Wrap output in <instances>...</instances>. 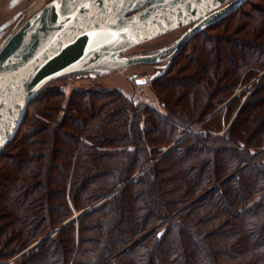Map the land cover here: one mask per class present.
<instances>
[{
	"label": "trees",
	"instance_id": "16d2710c",
	"mask_svg": "<svg viewBox=\"0 0 264 264\" xmlns=\"http://www.w3.org/2000/svg\"><path fill=\"white\" fill-rule=\"evenodd\" d=\"M249 1L243 7L250 11L238 10L242 24L233 35H202L190 61L168 81L154 80L164 113L138 110L119 94L98 103L79 93L68 101L73 115L57 120L42 112L26 128L22 122L0 151V264L138 171L15 264H264V158L242 168L264 151V83L224 133L213 134L227 125L235 100L212 112L240 77L264 68V3ZM58 95L32 101L52 103ZM99 113L97 122L89 121ZM197 124L200 129L145 169L172 144L177 128L187 132Z\"/></svg>",
	"mask_w": 264,
	"mask_h": 264
},
{
	"label": "water",
	"instance_id": "95a60500",
	"mask_svg": "<svg viewBox=\"0 0 264 264\" xmlns=\"http://www.w3.org/2000/svg\"><path fill=\"white\" fill-rule=\"evenodd\" d=\"M246 1L49 0L22 25L16 23L13 34L9 32L0 43V151L16 136L29 102L49 82L75 73L116 71L135 64L155 63L166 54L164 60H169L191 37ZM9 23L0 24V39ZM186 26L191 27L174 44L155 54L120 57L134 46ZM135 82L145 84L146 79L135 78ZM92 208L83 210L75 220Z\"/></svg>",
	"mask_w": 264,
	"mask_h": 264
},
{
	"label": "rangeland",
	"instance_id": "374dc122",
	"mask_svg": "<svg viewBox=\"0 0 264 264\" xmlns=\"http://www.w3.org/2000/svg\"><path fill=\"white\" fill-rule=\"evenodd\" d=\"M22 1V8L21 10L17 9L19 2ZM49 0H15L11 4V0H0V24L10 21L9 26L3 30V36L0 39V43L3 42L4 38L9 32H12L14 30V26L16 23L23 22L27 15L29 16L33 10L36 8L40 7L41 5L47 3ZM249 0H247L248 2ZM251 3L249 4H259L260 0H251L249 1ZM262 3H264V0H261ZM8 4V6H7ZM11 5V6H10ZM8 9H15L14 13H8ZM16 7V8H15ZM241 5L236 11L233 13L229 14H235L233 17H229V20H225L224 17L221 20H224L221 24H219L218 27H216L213 30H204L196 34L195 36L191 37L181 48V50L177 53L180 55L178 56L177 53L171 57L169 60H164L167 58L166 55L161 56L162 61L155 62V63H146V64H135L131 65L129 67H126L124 69H120L121 71L119 72L118 70L116 71H96V72H81V73H75L71 75H67L58 79H55L51 82H49L47 85L42 88L37 95H43L45 93L48 94H59L56 99H51L52 103H38L37 101L33 103V101H30L26 109V115L24 117V127L29 125L30 119L31 118H37L38 115H41V113H46L50 116V114L54 113L56 116L57 120L63 119V117L71 116L73 115V111L70 110L71 104H69L70 99H77L78 94H85L86 98L88 97H93L98 99L97 102L99 103L100 101L103 100V98H106L107 95L113 94L114 95H122L126 97L128 100H130L134 106L137 107L138 110H143L144 108H153L154 110L164 113V110L162 108V100L160 98L164 97V95H158L157 92V85L154 83V80H158V78L163 79L162 82L168 81L171 76L175 73L176 69H178V66L180 63H183L184 65L187 60L190 61L192 56L198 52H192V46L196 45V43H202L204 42V38H202V35H207V36H212V35H220L221 33L224 32L225 35H233L234 32L238 30V25L242 24L240 20L242 19L243 12H241L243 9L250 11V6L247 5L246 7H243ZM239 9H242L241 11H238ZM238 11V12H237ZM8 13V14H7ZM18 15L19 17L15 18V16ZM228 15V16H229ZM23 17V18H22ZM22 18V19H21ZM21 19V20H20ZM252 20L248 22V24L251 23ZM18 23V24H19ZM191 26H186L177 30H174L172 32H169L167 34H164L160 37L154 38L150 41L144 42L140 45L134 46L128 50H126L124 53L120 55V57H132L136 55H149V54H155L159 52L160 50L167 48L174 44V42L179 39L186 31L188 28ZM246 31V27L243 28V30L238 31V37L242 36V33ZM13 33V32H12ZM205 37V36H204ZM237 37V36H236ZM234 41V42H233ZM231 42L235 43V40ZM228 44V43H226ZM192 48V49H191ZM193 54V55H192ZM177 55V56H176ZM166 56V57H165ZM180 59V60H178ZM175 64H173V62ZM176 61V62H175ZM179 61V62H178ZM187 61V62H188ZM144 78L146 79L145 84H136L135 78ZM131 77V78H130ZM128 79V80H127ZM166 79V80H165ZM264 83V68L261 72L257 74H250V77L245 80L242 77H240V80L236 86V89L234 90L233 94L223 103L218 105L217 110H215L214 113H217V111H221L228 107L229 105L233 104L232 101L235 100V104L233 105V112L232 115L227 122L226 126H223L221 130L214 131L213 134L216 135H222L224 131L227 129L229 126L232 118L235 116L240 104L244 101V99L249 96V94L257 87V85ZM36 95V96H37ZM35 96V97H36ZM34 99V98H33ZM97 103V104H98ZM142 112V111H141ZM98 117H95L93 119H89V121L97 122L102 116L101 113ZM47 115V119L50 120H55V118H50ZM84 116L86 113L83 114ZM212 115V114H211ZM144 117V116H143ZM142 117V120H143ZM37 119H40L39 117ZM206 118L205 120H207ZM88 120V119H85ZM46 121V120H45ZM22 125V123H21ZM20 125V126H21ZM201 128V124H197L194 126L192 129L188 130L187 132L183 131L181 128H177V133L175 136L174 141L170 146L163 147L159 150L160 152H164L168 148L172 147V145L181 137L184 136L186 138L188 135H190L193 132H196V130ZM20 129V128H19ZM82 138H85L84 135H82ZM183 138V139H184ZM182 139V140H183ZM13 140V139H12ZM181 140V141H182ZM179 141L178 143H180ZM177 143V144H178ZM176 144V146H177ZM175 147V146H174ZM173 147V148H174ZM173 148H171L169 151H171ZM106 151H109L110 148L104 149ZM111 150H114L111 148ZM161 153V154H162ZM159 154L157 157L148 163L145 166L146 168H149L156 159L161 157L162 155ZM263 157L264 158V151L258 153L256 156L251 158L250 160L246 161L244 166L242 168L247 167L248 165L252 164L255 162L258 158ZM141 174V171L135 172L132 175V180L133 181L138 175ZM130 178V179H131ZM129 180V179H128ZM127 181V180H126ZM130 181V182H131ZM123 184V183H122ZM120 185L118 188H116L115 191L110 193L109 195L103 197L99 201H96L94 204L91 206L96 207L100 205L105 199H107L109 196L113 195L117 190H119L123 185ZM125 185V184H124ZM90 206V207H91ZM87 209V208H85ZM83 209V210H85ZM82 210V211H83ZM82 211L77 212L75 210H72L71 216L68 218V220H65L61 224V226L65 225L68 222L67 225L70 224H77L78 221L80 220V217H78L75 220V217L78 216ZM163 223V222H162ZM161 223V224H162ZM65 225V226H67ZM64 226V227H65ZM159 226V225H158ZM59 228V227H58ZM56 228L55 230L49 232L48 234L42 235L38 237L35 240H32L27 244L26 247L20 250V252H14V254L8 258L5 261H2L4 264H15L18 262L24 255L29 254L32 251H35L36 249L39 248V246L47 241L48 239L56 236L57 232L59 229ZM63 228V227H62ZM156 228L150 230L147 234L153 232ZM58 230V231H57ZM61 230V229H60ZM48 237L45 239L42 243H39L42 239ZM139 239V238H138Z\"/></svg>",
	"mask_w": 264,
	"mask_h": 264
},
{
	"label": "bare ground",
	"instance_id": "6f19581e",
	"mask_svg": "<svg viewBox=\"0 0 264 264\" xmlns=\"http://www.w3.org/2000/svg\"><path fill=\"white\" fill-rule=\"evenodd\" d=\"M45 4H46V3H45ZM45 4L41 5L40 7L36 8L35 10H33L32 13H31L29 16L27 15V17H26L25 20H27L31 15H33V14L36 13L37 11H39V10H40ZM25 20H24V21H25ZM24 21H23V22H20V23H19V26L22 25V24L24 23ZM19 26H17V28H18ZM17 28H16V30H17ZM16 30H15V31H16ZM12 34H13V33H12ZM118 71L120 72L121 70H118ZM127 80H128V79H127Z\"/></svg>",
	"mask_w": 264,
	"mask_h": 264
},
{
	"label": "crops",
	"instance_id": "0c3cea01",
	"mask_svg": "<svg viewBox=\"0 0 264 264\" xmlns=\"http://www.w3.org/2000/svg\"><path fill=\"white\" fill-rule=\"evenodd\" d=\"M7 6H8V4H7ZM21 6H22V1L19 2L17 9H19ZM21 9L22 8H20L19 10H21ZM7 10H8V13H12V14L14 13V11H16L15 9H8V7H7Z\"/></svg>",
	"mask_w": 264,
	"mask_h": 264
},
{
	"label": "snow or ice",
	"instance_id": "6c2138e0",
	"mask_svg": "<svg viewBox=\"0 0 264 264\" xmlns=\"http://www.w3.org/2000/svg\"><path fill=\"white\" fill-rule=\"evenodd\" d=\"M221 2H223V0H221ZM105 39H107V37H105Z\"/></svg>",
	"mask_w": 264,
	"mask_h": 264
},
{
	"label": "flooded vegetation",
	"instance_id": "af4514ba",
	"mask_svg": "<svg viewBox=\"0 0 264 264\" xmlns=\"http://www.w3.org/2000/svg\"><path fill=\"white\" fill-rule=\"evenodd\" d=\"M166 56H167V55H166ZM166 56H165V57H166Z\"/></svg>",
	"mask_w": 264,
	"mask_h": 264
}]
</instances>
